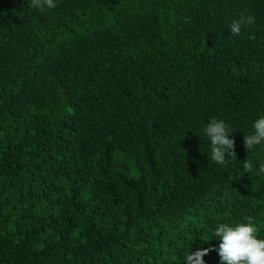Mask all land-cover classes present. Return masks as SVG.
<instances>
[{
  "label": "trees",
  "instance_id": "1",
  "mask_svg": "<svg viewBox=\"0 0 264 264\" xmlns=\"http://www.w3.org/2000/svg\"><path fill=\"white\" fill-rule=\"evenodd\" d=\"M54 3L0 0V264H185L247 217L264 239V0Z\"/></svg>",
  "mask_w": 264,
  "mask_h": 264
},
{
  "label": "clouds",
  "instance_id": "2",
  "mask_svg": "<svg viewBox=\"0 0 264 264\" xmlns=\"http://www.w3.org/2000/svg\"><path fill=\"white\" fill-rule=\"evenodd\" d=\"M30 8H38L41 11L54 8V0H28ZM255 22L254 16L246 19L233 21L230 25L232 35H239L242 24H252ZM254 132L244 135L246 151L249 152L254 146L264 142V116L254 121ZM205 135L210 140L209 160L223 165L230 157H236V142L231 139L229 126L223 120L212 118L204 129ZM237 158V157H236ZM245 171L251 168L249 160L243 162ZM259 173H264V162L259 164ZM247 222H241L234 226L228 223H218L214 229V236L220 241L218 248L197 249L189 251L184 256L185 264H205L204 257L210 251H217L220 264H264V239L254 236L258 233L253 218L247 217Z\"/></svg>",
  "mask_w": 264,
  "mask_h": 264
}]
</instances>
